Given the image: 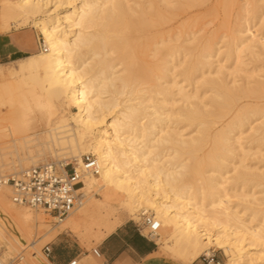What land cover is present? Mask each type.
Wrapping results in <instances>:
<instances>
[{
	"label": "bare ground",
	"instance_id": "1",
	"mask_svg": "<svg viewBox=\"0 0 264 264\" xmlns=\"http://www.w3.org/2000/svg\"><path fill=\"white\" fill-rule=\"evenodd\" d=\"M173 1L0 0V34L28 26L42 36L40 45L45 48L20 61L0 64V78L8 65L9 79L48 108L47 113L16 115L10 120L14 125L9 122L0 131V168L9 172L49 163L46 158L36 159L47 152L73 160L79 171L82 154L88 151L99 166L97 175L83 176L78 188L81 204L53 227L51 217L14 204L9 184L0 185V249L7 261L2 264H51L40 251V237L49 240L69 231L80 239L103 241L126 218L147 214L160 224L153 239L175 261L191 264L200 254L212 256V246L223 251L225 264L258 260L248 248L259 242L264 245V213L243 220L229 205L224 175L228 156L240 147L241 129L250 126L253 118L262 119L250 128L258 135L253 141L264 145V104L243 103L247 98H263L264 83L237 90L202 78L196 87L213 91L209 107L190 105L188 92L175 81L176 65L188 86L196 72L203 77L201 70L210 65L213 48L204 43L193 54L182 44L187 39L175 44L179 37L164 26L206 0ZM49 3L53 10L47 9ZM62 5H71V11L58 13ZM244 32L248 36L234 37L228 54L239 47L251 48L248 42L256 39L255 32ZM259 41L264 44V38ZM164 83L176 88L184 104L178 112L163 111L153 99L161 95L164 102L171 96ZM118 106L112 120L104 123ZM165 121L185 122L194 127L196 136L183 139ZM207 142L210 146L199 161L195 154ZM10 156L17 161H9ZM247 177L245 172L235 174L231 189L243 185ZM255 178L260 185L264 173ZM117 209L124 217L116 216Z\"/></svg>",
	"mask_w": 264,
	"mask_h": 264
},
{
	"label": "rangeland",
	"instance_id": "2",
	"mask_svg": "<svg viewBox=\"0 0 264 264\" xmlns=\"http://www.w3.org/2000/svg\"><path fill=\"white\" fill-rule=\"evenodd\" d=\"M132 1L133 0H130L129 3L132 4ZM253 1H255V3L252 5L249 3L250 0H206L201 4H197L196 6L187 9L185 12L177 14L169 24L164 26V30H168L170 28L172 32L176 33L179 37L178 41L174 42L175 44L187 39L188 41L182 44L188 46L192 50L193 54H195L196 50H198L204 43H210L213 48V52L208 59L210 61V65L201 70L203 77H201V72H196L192 77L193 82L189 83L188 86H186V83L182 81V77L178 74L180 72V67L178 64L176 65L174 70L175 81L179 86H183L185 91L188 92L191 97L188 101L190 105L198 104L200 107L204 106L205 109L209 107L208 98L212 95L213 91L208 90V87H196L198 86V83L202 81V78L215 80L217 83L226 84L227 87L237 90L253 89L256 88V85L259 82L264 83V44L259 41L264 38V0L263 2L261 0ZM170 2L171 4L174 3L173 0H170ZM75 5L78 6V1L75 2ZM47 9L53 10V3H49L47 5ZM65 11L70 12L71 5H62L57 8L58 13H63ZM245 29H248L250 32H255L256 35V39L253 42H248L249 40L247 41L251 48L245 49V47H239L236 53L228 54L229 47L231 46L232 39L234 37L241 38L248 36V33L244 32ZM20 32L23 33L24 40L30 47L28 53L34 54L39 52V45L40 42H43V38L38 31L27 26L26 29L23 31L21 30ZM20 60L21 59L11 62H8L9 60H7L5 62L8 63L4 62V64ZM9 71L10 69L8 68V65L5 66L3 68V76L0 78V131L2 130V132L4 129L8 128L7 125H10L9 122L14 125V122L10 120L16 115L32 113L42 114L48 112L46 105L36 103L34 99L26 94V92H29L27 88L17 86L9 79ZM162 86L168 87L169 92H171V96H166L164 98V102L161 95H156L153 99L158 100V103L162 106L163 111L167 112V109L172 108L175 112H178L184 104L181 101L180 96L176 94V88L171 87L170 83H164ZM145 98L148 100V96H145ZM252 98H247L245 101L243 100V103L247 102L251 105L257 104L256 106L264 104V97ZM118 99L121 100L123 97ZM200 102H202L201 105L199 104ZM146 104L148 103L146 102ZM119 109L120 106L114 108L112 112L106 116L104 123L110 122L113 115ZM11 112H14L15 114H12ZM5 118H9V121L8 119L6 121ZM261 121L262 119L253 118V122L250 126H245L241 129L242 133L239 141L240 147L234 151V154H230L228 156L225 163L228 165L224 176L227 178L226 187L229 189V205L236 209L239 212V216L245 221L258 219L259 215L264 213V202L262 201L264 197V182L258 185L259 183L255 178V175L264 173V145L253 141L258 137V135L253 134L250 130V128L258 126ZM12 124L11 126H13ZM164 125L171 128L175 126L174 128H176V131L180 133L183 139L196 136L194 127L189 126L185 122L175 125L171 122L165 121ZM100 127L103 128L102 125H100ZM165 130L166 129H164V131ZM107 131L110 133L111 129L108 128ZM209 146L210 142L203 144L201 151L195 154V158L199 161L202 160L204 156L203 153L209 148ZM86 154H90L94 157L90 151L84 152L82 156ZM10 157L9 161H17L16 156ZM44 158L48 159L47 162L49 163L58 164V161H65L68 164L74 165V162L71 159H63L61 157V159H58L51 157V155L47 152H42L41 156L36 159L41 160ZM233 163L234 165H232ZM30 167H32V165L28 168ZM26 169H18V171L8 172L3 170V168H0V178L17 176L22 172V170ZM204 171L212 173V171L206 168ZM243 172L248 174V180L240 187L236 186L233 191L231 188L234 187L233 185H235L234 183L236 182L232 180V177L237 173ZM207 173L205 175H207ZM251 195L253 197H251ZM10 196L11 192L9 197ZM93 196L96 199H99L98 193H93ZM252 198L254 199V202L252 201ZM25 207L26 208L24 209L30 210L27 206ZM253 213H256V216H252L251 214ZM116 216L124 217V212L121 209H117ZM147 216L149 215L147 214ZM142 219L143 217L138 219L126 218L124 223L119 228L124 225L133 229L137 226L141 227ZM49 225L50 227H53L56 226V223H54V221H50ZM119 228H117V230ZM96 231L97 229L94 228L93 233H96ZM142 233L145 235L146 231L142 230ZM36 238H38V236H36ZM39 239H42V247L47 243L52 250L60 248L65 258H70L73 254H80L79 258L81 259H87L97 263L103 262L102 258H96L92 254V250L98 248L101 251L104 240L99 241L93 237L90 239H80L75 232L69 231H62L49 240H45L42 237ZM154 239L153 242L156 243ZM246 243L249 242L246 241ZM163 247V244L156 245L157 254H163L161 256L165 255L167 258L170 257L166 253L162 252L164 249ZM209 250L211 251V254L214 255L215 260L219 261L221 264H225L226 258L222 250L217 249L214 246L210 247ZM248 251L259 257L255 264H264V245L260 242L251 244ZM2 252L3 249H0V261L2 263H7V261L2 257ZM201 256L202 255L200 254L196 258L197 262L201 261ZM17 262L18 260L15 259L13 263Z\"/></svg>",
	"mask_w": 264,
	"mask_h": 264
},
{
	"label": "built area",
	"instance_id": "3",
	"mask_svg": "<svg viewBox=\"0 0 264 264\" xmlns=\"http://www.w3.org/2000/svg\"><path fill=\"white\" fill-rule=\"evenodd\" d=\"M39 49L45 48L39 45ZM99 166L96 159L86 154L82 156L81 168L79 171L71 164L44 163L30 167L19 175L9 178H0V185L9 184L11 188V200L16 205H25L31 210L42 211L51 217L54 223L61 222L69 213L76 209L83 199L78 188L82 186V179L85 174L97 175ZM145 230L144 235L152 240L160 229L158 221L151 216H144L141 227ZM48 259L52 248L46 244L41 249ZM92 254L100 258L98 249H93ZM75 258L67 264H76ZM202 264H221L212 256H201ZM0 264H2L0 262Z\"/></svg>",
	"mask_w": 264,
	"mask_h": 264
},
{
	"label": "crops",
	"instance_id": "4",
	"mask_svg": "<svg viewBox=\"0 0 264 264\" xmlns=\"http://www.w3.org/2000/svg\"><path fill=\"white\" fill-rule=\"evenodd\" d=\"M26 28L11 30L8 33L0 34V64L26 58L32 54L28 43L24 40L23 31ZM29 54V55H28ZM35 54V53H34ZM5 62V63H8ZM100 258L102 263L81 259L80 254H73L65 258L60 248L52 250L48 260L51 264H67L71 260L81 261V264H183L170 257L158 255L156 243L147 239L142 230L124 225L106 237L102 243ZM160 252V251H159ZM191 264H202L201 261H194Z\"/></svg>",
	"mask_w": 264,
	"mask_h": 264
}]
</instances>
